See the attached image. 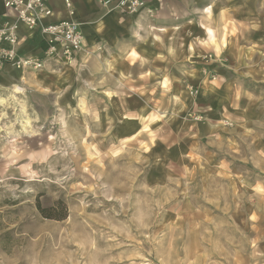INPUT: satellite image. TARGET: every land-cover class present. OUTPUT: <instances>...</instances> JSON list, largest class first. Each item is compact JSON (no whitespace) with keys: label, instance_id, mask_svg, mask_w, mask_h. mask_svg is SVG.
<instances>
[{"label":"rangeland","instance_id":"rangeland-1","mask_svg":"<svg viewBox=\"0 0 264 264\" xmlns=\"http://www.w3.org/2000/svg\"><path fill=\"white\" fill-rule=\"evenodd\" d=\"M199 1L212 45L200 84L239 109L199 108L187 76L180 89L130 79L104 93L77 54L8 67L0 264H264V0ZM58 202L64 220L37 209L57 216Z\"/></svg>","mask_w":264,"mask_h":264},{"label":"crops","instance_id":"crops-1","mask_svg":"<svg viewBox=\"0 0 264 264\" xmlns=\"http://www.w3.org/2000/svg\"><path fill=\"white\" fill-rule=\"evenodd\" d=\"M49 1L54 12V18L49 21L69 17L64 0ZM114 1L112 7L117 0ZM143 1L144 6L138 15H127L116 9L102 8L98 0H70L74 19L79 23V30L84 37V52L77 53L75 61L89 64L91 77L88 80H106L103 85L104 93L129 90L127 83L130 79L140 83L141 86H134L136 91L156 93L164 87L180 89L181 81L186 76L195 80L199 78L194 81L202 88L196 101L199 108L205 111L218 107H226L231 111L239 109V99L234 94L225 97L218 87H204L200 84L199 70L202 61L199 57L206 53L205 43L212 47L207 41L210 39L206 32L208 28L202 27L201 19L205 12L200 10L203 7L201 2ZM5 14L7 13L0 2V17ZM211 33L216 37L212 29ZM18 34L20 41L17 50L20 56L41 54L43 47L38 31L20 30ZM217 37L220 40V36ZM99 68L103 69L101 75L97 72ZM8 70L9 68H5L0 72V83L4 85L11 82L13 75ZM65 73L60 68L56 73L59 79L55 78V81L60 82ZM71 74L73 79L75 75L72 70ZM47 78L48 75H43L41 82ZM63 80L66 82L67 77Z\"/></svg>","mask_w":264,"mask_h":264},{"label":"built area","instance_id":"built-area-1","mask_svg":"<svg viewBox=\"0 0 264 264\" xmlns=\"http://www.w3.org/2000/svg\"><path fill=\"white\" fill-rule=\"evenodd\" d=\"M6 11L0 17V71L8 67L17 70L41 71L48 59L59 57L70 60L83 51L84 37L79 23L74 19L70 0H64L67 9L66 19L49 21L54 12L49 0H0ZM104 9H116L121 14L138 15L144 6L143 0H98ZM38 31L41 36L40 55L20 56L17 46L20 41L18 32Z\"/></svg>","mask_w":264,"mask_h":264},{"label":"trees","instance_id":"trees-1","mask_svg":"<svg viewBox=\"0 0 264 264\" xmlns=\"http://www.w3.org/2000/svg\"><path fill=\"white\" fill-rule=\"evenodd\" d=\"M56 205L60 206L61 214L57 216H52L51 214L48 213V209H42L40 205H37V209L46 217V218H53L55 220H64L66 217V210L65 206H63L62 203L58 202Z\"/></svg>","mask_w":264,"mask_h":264},{"label":"bare ground","instance_id":"bare-ground-1","mask_svg":"<svg viewBox=\"0 0 264 264\" xmlns=\"http://www.w3.org/2000/svg\"><path fill=\"white\" fill-rule=\"evenodd\" d=\"M14 91L20 92V89L18 87H14ZM5 99H0V103H3Z\"/></svg>","mask_w":264,"mask_h":264}]
</instances>
